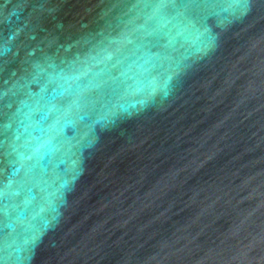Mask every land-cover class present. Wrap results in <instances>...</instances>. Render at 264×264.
Segmentation results:
<instances>
[{"label": "water", "instance_id": "obj_1", "mask_svg": "<svg viewBox=\"0 0 264 264\" xmlns=\"http://www.w3.org/2000/svg\"><path fill=\"white\" fill-rule=\"evenodd\" d=\"M0 264H264V0H0Z\"/></svg>", "mask_w": 264, "mask_h": 264}]
</instances>
